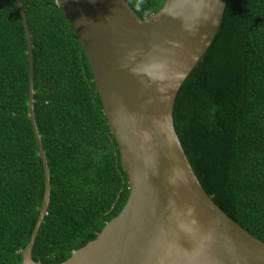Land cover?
Wrapping results in <instances>:
<instances>
[{
    "label": "trees",
    "instance_id": "1",
    "mask_svg": "<svg viewBox=\"0 0 264 264\" xmlns=\"http://www.w3.org/2000/svg\"><path fill=\"white\" fill-rule=\"evenodd\" d=\"M139 19L165 0H125ZM31 38L34 118L50 203L32 259L60 264L124 207L128 181L87 57L56 0H20ZM27 41L14 0H0V264H21L44 174L27 100ZM173 125L212 202L264 243V0H228L217 35L181 85Z\"/></svg>",
    "mask_w": 264,
    "mask_h": 264
},
{
    "label": "water",
    "instance_id": "2",
    "mask_svg": "<svg viewBox=\"0 0 264 264\" xmlns=\"http://www.w3.org/2000/svg\"><path fill=\"white\" fill-rule=\"evenodd\" d=\"M228 0H165L143 20L125 0H56L81 45L120 153L129 195L96 238L60 264H264V243L208 197L173 125L177 93L213 43ZM27 112L44 174L39 215L21 264L32 259L50 203V174L34 118L33 56Z\"/></svg>",
    "mask_w": 264,
    "mask_h": 264
}]
</instances>
